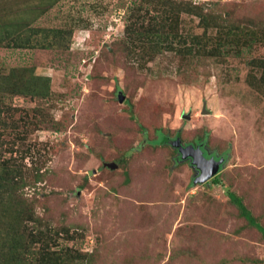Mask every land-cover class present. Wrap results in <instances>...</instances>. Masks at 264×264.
<instances>
[{
	"label": "rangeland",
	"instance_id": "1",
	"mask_svg": "<svg viewBox=\"0 0 264 264\" xmlns=\"http://www.w3.org/2000/svg\"><path fill=\"white\" fill-rule=\"evenodd\" d=\"M134 1L0 0V23L24 27L0 45L3 178L35 204L30 225L61 233L58 264H264L227 194L264 227V0ZM132 21L176 39L149 47ZM238 26L261 41L236 45ZM35 82L42 96L9 90ZM205 135L221 184L169 144Z\"/></svg>",
	"mask_w": 264,
	"mask_h": 264
},
{
	"label": "trees",
	"instance_id": "2",
	"mask_svg": "<svg viewBox=\"0 0 264 264\" xmlns=\"http://www.w3.org/2000/svg\"><path fill=\"white\" fill-rule=\"evenodd\" d=\"M134 2H136V0ZM177 20L178 19H175L174 22H177ZM132 24L134 25V29L132 30L133 31L132 33L141 35L144 38L143 40L146 43L150 44L149 47L152 46V43H155L154 44L155 46L157 45L168 46L171 45L173 40L176 39V38L172 39V37L169 38L168 35H159L158 32L163 31L162 29H159L157 31L155 30L153 32L148 31L149 34H146L145 32L142 31L139 34L138 31L136 30L137 27L135 21H132ZM161 26L164 27L162 23ZM0 28L2 29L4 28V35L2 37L0 36V45L5 41H12L14 35L16 33L19 34L18 29L21 28L24 29L23 26L16 27L14 24L13 25L6 24L5 22L0 23ZM239 28H240L239 26L230 28L235 39L233 42H235L236 45L243 44V46L245 47L247 46L246 41H250L252 39H257L261 41V38H258V33H256L254 30L244 31L242 29L239 32L238 31ZM16 38H21V36L17 35ZM35 86H36V82L34 85L29 84L27 86L29 90H27L26 92H24L23 90L15 92L16 91L15 85L11 86L9 90L14 93H20V94L29 93L34 96L41 95L40 92L43 93V91H38L37 86L36 87ZM5 89L6 88L4 87L1 88L0 92L1 90L4 91ZM2 111L3 110H0V115ZM168 140L169 138L167 136V141ZM206 141H207V135L197 140L196 143L206 144ZM156 142L157 139L154 141L153 145L159 146V144L156 145ZM1 168H0V211L7 212L5 214L8 215L11 214V216L10 217L8 216L7 218L0 221V264H21V262L25 263L26 258L39 260V257H40V261H43L44 259L50 260V263H45L46 261H43L41 262V264H58L53 262L52 257L49 256L48 252L53 250L52 246L55 245V240L54 242H52L53 240L52 236L57 237L60 236L61 233L59 232L58 229L55 228L53 229L49 225L41 224L42 226L39 227H37L38 225H35L34 223L30 225L31 221L33 222L36 221V212L34 211V207H33L35 204L33 202L28 203L24 195L21 194V191H23L20 187L21 182H19L16 177L13 176L10 178H3L5 175L8 174L12 175L8 167L4 168L1 166ZM221 171L222 169H220L218 175L214 177L213 179L214 184H221V180L219 178V174ZM207 183L208 182L204 184ZM227 194L229 196L231 203H233L235 206L238 207L240 211V217L246 219L249 225L256 227L264 237V227L260 225V223H258L257 219L253 216L251 211L247 208V206H245L242 198L236 195L234 192H231L229 189ZM36 245H41V247L37 248Z\"/></svg>",
	"mask_w": 264,
	"mask_h": 264
},
{
	"label": "water",
	"instance_id": "3",
	"mask_svg": "<svg viewBox=\"0 0 264 264\" xmlns=\"http://www.w3.org/2000/svg\"><path fill=\"white\" fill-rule=\"evenodd\" d=\"M185 118L189 119L190 117L185 116ZM184 152H186V154H183V159L185 160L186 158H191L193 167L196 168L200 174L199 178L196 180V182L199 183H206L210 179L217 176L224 162L223 158L220 160H216L213 157L209 159L206 158L203 151L199 147L194 148L193 146H189L185 148ZM112 166L113 165L111 164L110 167ZM113 167H115V165Z\"/></svg>",
	"mask_w": 264,
	"mask_h": 264
},
{
	"label": "flooded vegetation",
	"instance_id": "4",
	"mask_svg": "<svg viewBox=\"0 0 264 264\" xmlns=\"http://www.w3.org/2000/svg\"><path fill=\"white\" fill-rule=\"evenodd\" d=\"M169 144L174 149V152H175L176 157H177L176 160L178 162H185V163L189 164L192 167L193 171L195 172L194 175H197V176H195L196 177L195 180H197L199 178L200 174L198 173V170L193 167V165L191 163V161H192L191 158H186L185 160L183 159V154H186V152H184L185 148H187L189 146H193L194 148H198L199 147L203 151V153L206 156V158H208V159L212 158V157L215 158L216 160H220L222 158L223 159L225 158V161H224L223 165L225 164L226 159H227V157L224 156V155L223 156H219L215 152L210 151L205 143L204 144H202V143L198 144L196 142L184 143V142H182L181 139L177 138L176 141L175 140L173 142L170 141ZM206 154H208V156ZM222 168H223V166L220 169H222Z\"/></svg>",
	"mask_w": 264,
	"mask_h": 264
}]
</instances>
